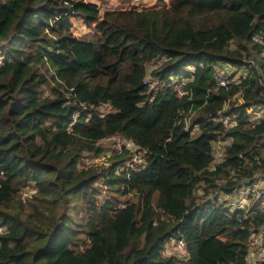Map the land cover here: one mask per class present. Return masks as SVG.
Masks as SVG:
<instances>
[{"label":"trees","instance_id":"16d2710c","mask_svg":"<svg viewBox=\"0 0 264 264\" xmlns=\"http://www.w3.org/2000/svg\"><path fill=\"white\" fill-rule=\"evenodd\" d=\"M136 7L0 0V264H249L264 213L225 198L264 182V0ZM219 69L238 82L217 87ZM114 134L145 155L129 178L128 152L93 163Z\"/></svg>","mask_w":264,"mask_h":264},{"label":"built area","instance_id":"2783aa9c","mask_svg":"<svg viewBox=\"0 0 264 264\" xmlns=\"http://www.w3.org/2000/svg\"><path fill=\"white\" fill-rule=\"evenodd\" d=\"M242 76H244V74H242ZM229 77L230 76L228 74L225 75L224 71L219 69V71H216L214 73V82L216 83L217 87L229 89L232 84L237 83L239 80V77H232L231 79H229ZM147 79L148 78H146L143 81L144 85H147V83L149 82ZM152 85H153L152 89L154 93H158L168 89H173L175 96L179 99L185 101H191L193 98L192 91L187 87V83L184 81H180V82L163 81V82H156ZM229 105H230L229 101H226V103L224 102L223 108L217 112V117H216V123L222 125L224 132L233 130V127L235 125L234 122L229 117L223 115V113L229 108ZM248 113L251 114L252 116H257L259 114L258 109L256 108H250L248 110ZM194 114L195 111L190 110L188 115L184 118L185 129L189 127L190 120ZM102 142L106 143L109 146L110 151L117 156H123L126 152L132 155L126 157V160L123 161L121 167L122 171L126 172L128 178L132 173H138L143 168H145L144 153H136L135 151H130V149L133 146V142L131 141V139H127L120 135L114 134L105 137L102 140ZM247 208L256 209L260 213H264V185L261 189H259L258 192H254L252 197H250V205H247ZM173 248L180 250L181 253H183L184 257H188V252L182 240H177L174 243Z\"/></svg>","mask_w":264,"mask_h":264},{"label":"rangeland","instance_id":"374dc122","mask_svg":"<svg viewBox=\"0 0 264 264\" xmlns=\"http://www.w3.org/2000/svg\"><path fill=\"white\" fill-rule=\"evenodd\" d=\"M84 1H88V2H95L96 4H98L99 9H101V11L103 12L104 10L107 9H122V8H132L134 5H136L137 9H143L144 7H155V6H165V7H169L170 5V0H84ZM76 31L75 34L78 36L83 35L86 31L89 30V28L87 26L84 25L83 22L80 21H76ZM1 60V58H0ZM225 66V65H224ZM225 68H228L229 72H227L230 75H234L237 76V74L240 72H244L245 69H236L234 67H230V66H225ZM151 70V68H150ZM237 71V72H236ZM150 74V73H149ZM243 74V73H241ZM240 74V75H241ZM149 81V78L147 79ZM152 84L150 85V88H152ZM232 102L234 104H238V102H240L239 100H232ZM231 103V101L229 102V104ZM110 111V109L108 110V112ZM197 132V131H196ZM194 132V135H196L197 133ZM215 151H214V156L216 158V162L218 161V159L221 156V153L223 152V146L221 144H217L214 145ZM117 155L113 154L110 149L105 148L104 153L99 154L97 157L94 155V160L93 163L96 164L97 167L102 168H108L110 166L111 163L110 160L115 157ZM121 157V156H118ZM218 157V158H217ZM92 158H86L84 159V164L90 166L91 160ZM261 180H259L257 183H255L253 185V189L255 190V192H258L259 189H261L263 187V182H260ZM250 191L249 187L243 186L242 188L236 190L234 193H232L231 195H227L226 196V201L231 203V206L233 208H242V209H246L247 205H250V198L248 196V192ZM33 191H27L26 195L31 194ZM106 194L105 192L102 193L100 195V197H104ZM249 198V199H248ZM221 199L223 200L224 197H221ZM224 199V200H225ZM241 203V204H239ZM126 235V230L125 229H121L117 236L119 237V239H123L124 236ZM264 229L263 232L260 231L259 233H257L254 236H251L250 241L252 242V247H250V255H249V264H255L257 262H259L262 257L264 256ZM175 241H171L168 244V248H166V251L168 254L170 255H175L176 253L173 250V246H174ZM183 255V253H182Z\"/></svg>","mask_w":264,"mask_h":264}]
</instances>
